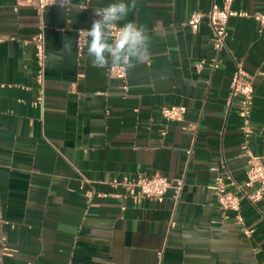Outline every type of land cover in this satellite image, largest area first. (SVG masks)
Segmentation results:
<instances>
[{"label": "crops", "instance_id": "0c3cea01", "mask_svg": "<svg viewBox=\"0 0 264 264\" xmlns=\"http://www.w3.org/2000/svg\"><path fill=\"white\" fill-rule=\"evenodd\" d=\"M224 1L137 0L127 20L148 28L151 59L121 81L75 46L93 9L115 0H73L67 12L59 5L15 10L16 0H0V264H264V198L241 203L240 224L209 188L217 174L238 184L246 178L230 100L236 64L254 86L248 146L264 161V27L230 18L216 53L207 18L196 32L186 24L191 13ZM231 9L264 13V0H233ZM66 37L73 50L53 66L46 57ZM214 57L220 68H195ZM164 106H184L183 120L164 121ZM154 174L172 186L182 179L179 196L170 188L162 202H135L112 184ZM86 190L109 196L88 200Z\"/></svg>", "mask_w": 264, "mask_h": 264}, {"label": "built area", "instance_id": "2783aa9c", "mask_svg": "<svg viewBox=\"0 0 264 264\" xmlns=\"http://www.w3.org/2000/svg\"><path fill=\"white\" fill-rule=\"evenodd\" d=\"M233 0H225L224 7L213 6L211 10L204 14L201 12H193L187 19L186 24L191 31L196 32L202 19L207 18L208 25L211 32L212 47L216 53L222 51L225 47V40L227 35V24L230 18H252L261 27H264V13H249L247 11H236L231 9ZM53 0H16L14 9L17 10L23 6H33L39 12L44 11L48 7L54 5ZM3 39L0 37V41ZM78 40V31L76 32L75 41ZM35 58L38 67L36 75V83L41 87L44 85V63H45V46L42 34L35 37ZM83 44L76 46L79 56L83 55L85 51ZM221 62L217 57L208 61H199L195 63V68L200 71L207 68L214 71L220 68ZM108 75L112 78L124 81L127 71L119 69H107ZM38 100H42V93ZM230 100L236 105L237 116L239 118V128L243 135L242 144L240 147V154L244 157L246 162V178L242 184H238L228 174H217L210 189L212 190L218 208L223 213L234 212L237 213V222L243 224V219L239 215L241 203L248 201L250 203H257L264 198V161L262 157L255 155L249 149V139L252 134V107L254 100V86L248 78L246 71L240 64L235 65V69L231 76L230 82ZM161 117L166 122H179L183 120L185 115L184 106H164L160 109ZM165 133V132H164ZM189 154L190 151L188 150ZM112 184L122 185L125 189L126 195L135 202L147 199L150 201L162 202L166 192L173 188L175 197H178L182 186V179H176L174 186L164 176L154 174L151 177L139 176L134 182H118L112 181ZM84 190V187H80ZM239 192V193H237ZM85 196L88 200L94 197L106 198L109 195L103 193H95L91 190H86ZM118 198L120 195H114ZM2 219L0 218V222ZM243 234L250 236L252 230L243 228Z\"/></svg>", "mask_w": 264, "mask_h": 264}, {"label": "clouds", "instance_id": "9594fccd", "mask_svg": "<svg viewBox=\"0 0 264 264\" xmlns=\"http://www.w3.org/2000/svg\"><path fill=\"white\" fill-rule=\"evenodd\" d=\"M52 5H59L65 12L75 5L73 0H53ZM137 7V0H115L105 7L94 8V16L90 29L78 30L75 46H83L87 50L92 66L98 69L131 70L138 64L147 63L151 59L150 46L152 36L146 26L127 20L129 13ZM80 10L87 7L79 5ZM124 22L121 25V22ZM73 40L66 37L59 52L51 51L46 60L53 66L63 61L65 54H71Z\"/></svg>", "mask_w": 264, "mask_h": 264}]
</instances>
